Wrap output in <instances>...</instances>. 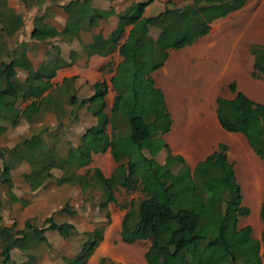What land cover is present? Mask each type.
<instances>
[{
	"label": "trees",
	"instance_id": "obj_1",
	"mask_svg": "<svg viewBox=\"0 0 264 264\" xmlns=\"http://www.w3.org/2000/svg\"><path fill=\"white\" fill-rule=\"evenodd\" d=\"M151 1L131 4L116 14L119 21L104 39V45L92 49L94 53L106 55L118 48L122 56L111 78L116 95L110 113L105 111V80L93 84L94 92L90 97L80 100L71 97L70 103L88 104L97 123L85 130L77 147H70L61 156L55 147L43 141L41 133L23 139L12 148H0V185L6 187L11 202L24 203L11 191L14 162L29 163L30 170L22 177L31 191L53 177L52 169H61L66 184L78 185L84 190L93 181L101 189L98 209L104 213L105 224L110 222L108 206L116 202L115 190L119 187L129 191L138 189L143 197L137 205L131 203L123 216L120 237L128 244L148 240L150 244L145 252L148 264H263L264 225L260 239L252 236L251 227H238L240 218L249 215V208L241 205V189L233 164L227 158V146H221L193 168L183 157L172 155L161 137L170 129L171 116L152 79V72L162 66L167 57V47L162 44L165 36H180L174 48L190 45L202 36L209 21L240 9L248 0H191L192 6L166 8L156 16L145 18L144 9ZM63 9L68 16L77 11L87 13L89 17L81 22L88 26H95L100 19L115 14L112 8L94 7L91 0H71L63 5ZM197 13L204 19L198 28L192 24ZM123 19L133 26L121 43ZM0 21L13 27H7V33L23 24L19 15L10 12L5 0H0ZM81 22L79 28L84 26ZM149 26L159 29L156 39L150 36ZM58 34L53 26L42 22L32 30L31 36L46 40ZM250 53L253 56L251 76L264 82V45H251ZM139 65L143 67L141 75ZM16 67L27 72L23 82L16 79ZM54 74V70L45 74L44 67L33 69L23 54L8 62H0V136L6 125H17L23 112L20 106L33 98L34 88L42 93L51 85L50 78ZM229 89L234 94L232 99L222 96L216 99L217 118L225 130L242 133L264 161V105L237 90L234 82ZM151 102L157 103L159 114L152 129L147 121ZM33 107H36L35 101L25 109ZM109 124L110 134L107 133ZM120 127L123 130L120 131ZM108 148L117 163L110 177L104 176L97 167L90 177L75 173L91 162L92 154L104 153ZM117 150L127 152L120 154ZM126 205L123 204L122 208ZM61 212L73 214L74 210L66 203ZM263 214L262 205V220ZM104 228L103 223L87 232V239L80 244L78 251L70 257H62L61 264H85L102 239L98 230L104 231ZM46 230H55L62 238H69L76 232V227L70 222L56 223L52 215L41 227L33 225L31 220H26L23 228L16 230L0 225V235L4 233L12 237V241L0 251V264H25L11 259V249L17 242L21 251L28 253L26 263L34 261L36 257L29 251L41 243L49 245L44 234ZM99 264L116 263L101 257Z\"/></svg>",
	"mask_w": 264,
	"mask_h": 264
},
{
	"label": "crops",
	"instance_id": "obj_2",
	"mask_svg": "<svg viewBox=\"0 0 264 264\" xmlns=\"http://www.w3.org/2000/svg\"><path fill=\"white\" fill-rule=\"evenodd\" d=\"M5 1L8 5V1ZM69 1L71 0H42V3L55 4L56 7L44 8L43 21L32 22L30 25H25L23 16L8 5L10 12L19 15L23 22L22 26L12 33H7L6 28L13 29V27L0 21V62H8L23 54L33 69L44 67L45 74L50 73L51 70L55 73L50 78L51 85L41 93L38 99L32 98L21 104L23 112L17 125L14 127L6 125L5 131L0 136L1 149L12 148L23 139L39 133L48 146L55 147L59 156L66 154L70 147H77L81 135L88 127L95 125L97 119L89 111L88 104L81 106L79 102L70 103L69 99L76 97L80 100L90 97L94 92L93 84L97 81L107 82L105 111L110 113L116 95L111 78L116 66L122 61V56L118 48L106 55L94 53L92 49L104 45V39L114 30L119 21L116 14L131 4L145 0H91L94 7L112 8L115 13L108 19H100L95 26H88L87 23L81 22L89 17L83 11H77L68 16L63 5ZM248 2L236 11L216 17L219 23L218 32L214 35H202L190 45L174 48L180 36H165L162 44L167 47V57L164 64L152 72V79L154 87L163 96L172 120L169 131L161 135L170 153L183 157L186 164L193 168L199 161L219 150L221 146H227V158L233 164L235 178L241 188L242 204L249 208V214L250 209L252 211L258 208L261 216L262 205L264 211V161L254 152L242 133L225 130L216 113L218 96L226 99L234 97L229 89L232 82L236 84L237 90L251 100L264 105V82L251 76V65L250 71L248 66L245 68L247 61L251 58L253 60L250 46L264 45V43L257 40V35H254L255 28L247 30V27L243 26L245 20L242 21L236 14L245 10ZM186 4L192 6L191 0H152L146 5L143 16L149 18L163 12L166 8L181 7ZM202 20H204L203 17L197 13L192 18L193 26L200 27ZM42 22L53 26L59 34L46 40L33 38L32 30ZM80 22L84 26L81 25L79 28ZM122 23L124 37L121 43L127 38L133 26L127 19H123ZM158 33L159 29L156 26H149V34L153 39L157 38ZM138 73L143 74L141 65L138 66ZM26 76L27 72L23 68L16 67L18 81L23 82ZM37 90L38 88H34V92ZM32 101L36 102V107L25 109ZM149 109L147 121L152 117V123L155 124L159 120V116L156 115L157 103L151 102ZM107 133H111L110 124L107 126ZM117 152L125 154L127 150H117ZM164 152L163 150V157ZM92 166L99 168L104 176L110 177L117 166L110 148L104 153L92 154L91 162L77 169L75 173L86 176L83 169L87 170ZM93 169L89 177L93 174ZM108 169L110 171L106 174ZM17 170L20 181L14 179V172ZM29 170V163L14 162L11 170L13 178L11 191L25 202H11L7 194L6 199L10 201V206L4 208L0 204V225L16 230L23 228L26 220L36 222L41 220V226H43L45 219L52 215L56 223L70 222L77 229L72 217L77 213L79 216L89 214L91 209L84 204L77 212L76 207L68 199L72 192L81 198L91 187L99 188L95 182L91 181L92 185L84 190L78 185L66 184L63 180L61 183L63 172L61 169L54 168L52 169L53 177L45 180L38 189L31 191L22 177V174ZM19 187L24 193H19ZM132 191L140 192L138 189ZM66 192L69 193L68 197H65ZM101 194L102 191L100 197ZM82 201L84 200L81 199ZM66 203L74 210L73 214L61 212ZM129 203L126 208H122L120 222L115 221L108 229L106 227L110 223H104V236L85 264H99L101 257H106L116 264H148L145 260V252L150 243L144 249H140L136 244L143 240L128 244L120 237L121 221L130 207ZM15 218L21 223V227L14 228L12 223L16 222ZM250 220L255 223L253 225L255 231H262V217L258 219V215L253 214ZM41 226L37 225V227ZM94 229L83 227L86 233ZM117 229L118 242L115 244L112 239L116 236ZM44 234L49 245L41 243L36 249L29 251L36 257L34 261L26 263L28 253L23 251L21 252L25 255H20L18 258L17 252L20 250L18 242L11 249V259L25 264H61L62 237L55 230H46ZM11 241V236L4 233L0 235V247ZM120 249H123L122 253ZM55 252L60 255H52ZM96 252L97 254L99 252L100 256H96Z\"/></svg>",
	"mask_w": 264,
	"mask_h": 264
},
{
	"label": "rangeland",
	"instance_id": "obj_3",
	"mask_svg": "<svg viewBox=\"0 0 264 264\" xmlns=\"http://www.w3.org/2000/svg\"><path fill=\"white\" fill-rule=\"evenodd\" d=\"M7 1H8V5H10V7L13 10L17 11L20 15L23 16L25 25H30L32 22L37 23L38 21H43L42 20V14H43L44 8L45 9H47V8L52 9V8L56 7L55 4L49 3L50 4L49 5L47 3H42V0H26V1L25 0H7ZM54 13H56L55 10H54ZM236 14H237L238 18L240 17L242 19V21L245 20V24H243V26L247 27V30L249 28L250 29L255 28L256 32L254 35H257L256 38L259 42L264 43V0H249V2L247 4V8H245V10H243V11L237 12ZM250 65L252 66V58L249 59L247 61V64L245 65V68L247 66L249 67V71L251 69ZM37 91L34 92L33 99H38L41 96V93L37 92ZM156 115H157V117L159 116L158 111L156 112ZM151 119H152V117H150L148 119V125L150 126V129H152V126H153V123H152L153 121ZM121 129L123 130V127H120V131H121ZM127 130H129V128H127ZM124 131H125V129H124ZM20 139H22V137H20ZM94 167H96V166H92L87 170L84 168L83 171H84L85 175L89 177V174ZM109 171H110V169L106 170V174H108ZM14 173H15L14 179L16 181H20L21 178L19 177V174H18L19 171L17 170ZM62 180H63V177L61 176V183H62ZM57 182H58V179H57ZM176 186H178V184ZM5 188L6 187L4 185L0 186V204L2 206H4V208L6 206H10V201L8 199H6L7 191H5L6 190ZM21 189L22 188L19 187V193H24V191H22ZM68 192H66L65 197H68V195H69ZM38 193L39 192H37V194ZM100 193H101V189L97 188L95 186L91 187L90 190H88L86 192L84 197H81V198H79V196H77L76 193H73V192L71 193V196L69 197L68 201H70L72 203V205L76 207L77 212H79V209L82 208V206L84 204H87L90 207L91 211H89V214L87 213V214H84L82 216H79V213H77L76 215H74L72 217L73 221L77 225V229H76V232L71 237L66 238V239L61 238V261H62V257H64V256L74 255L75 252H77V250L79 249L80 244L84 240H86L87 235H86V231L83 230L84 226L87 229L88 228H96L100 224L105 223L104 213L100 212L98 207H96L97 202L101 199ZM114 195L116 197V202L109 204L108 211L110 214V222H109L110 225L108 227H106L107 229L110 228V226L113 225V223H115V221L120 222L122 214H123V210H122L123 204L130 202L129 204L132 203L134 205H137V203L139 202V200L142 197V194L139 191H127L125 188H122V187L117 188L114 192ZM163 198L164 197H161V199H163ZM81 199L84 201L81 202ZM241 205L243 206L242 201H241ZM253 214L258 215V219H261L260 211L258 208H254L252 211L250 209V214L248 216L240 218L239 223H238V227H240V228L241 227H243V228L244 227H251L252 236L254 238H260L261 237L260 232H262V231H259V232L257 230L255 231V229L253 227V225H255V223L252 222V220H250L251 216ZM263 217H264V214H263ZM15 219H16L15 220L16 222L12 223V224H14V228L21 227L22 226L21 223H19L17 218H15ZM32 224L36 225V226L37 225L41 226V220H38L37 222L32 221ZM263 224H264V219H263L261 226H263ZM261 229H262V227H261ZM114 230H115V228H114ZM118 233L119 232L117 229L116 233H115L116 236L112 239V241H114L115 244H117V242H118V235H117ZM97 234L101 235L103 237L104 231L98 230ZM148 243L149 242L147 240H143V241L139 242L138 244H136V246L140 249H144L145 246L147 247ZM2 248H3V246L0 247V250H2ZM262 249H263V246H262ZM122 250L123 249H120V253H122ZM17 253H19L18 258L20 255H22V256L25 255L21 252V249ZM52 255H60V254L55 252ZM97 255L100 256L99 252H98V254L96 252V256ZM99 256L97 258H99ZM263 261H264V259H263Z\"/></svg>",
	"mask_w": 264,
	"mask_h": 264
},
{
	"label": "built area",
	"instance_id": "obj_4",
	"mask_svg": "<svg viewBox=\"0 0 264 264\" xmlns=\"http://www.w3.org/2000/svg\"><path fill=\"white\" fill-rule=\"evenodd\" d=\"M219 23L217 19H213L207 23V27L204 29L202 35H214L218 32Z\"/></svg>",
	"mask_w": 264,
	"mask_h": 264
}]
</instances>
